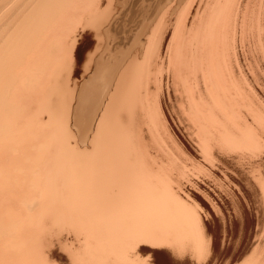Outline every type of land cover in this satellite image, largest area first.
I'll list each match as a JSON object with an SVG mask.
<instances>
[{"label":"bare ground","instance_id":"bare-ground-1","mask_svg":"<svg viewBox=\"0 0 264 264\" xmlns=\"http://www.w3.org/2000/svg\"><path fill=\"white\" fill-rule=\"evenodd\" d=\"M127 1L0 0V264H264V0L173 1L110 85Z\"/></svg>","mask_w":264,"mask_h":264},{"label":"rangeland","instance_id":"rangeland-1","mask_svg":"<svg viewBox=\"0 0 264 264\" xmlns=\"http://www.w3.org/2000/svg\"><path fill=\"white\" fill-rule=\"evenodd\" d=\"M166 1H168V0H128L127 1V4L124 8L122 15L119 16L120 19L113 26V28L110 32V35H109L108 40H107V47L104 51L102 64L100 66L103 69L110 68L111 69L109 71L110 73H112V71L114 70V77L112 78L110 85L111 84L113 85V83L115 82V65H116L115 63H120L123 59H124L123 62H125L127 60V58H125V57H127V56L130 57V55L132 53L131 52V46L133 45L134 41L137 40V38L139 36H144L145 38H151L152 33L157 28L159 21L163 17L164 12H166L169 5L172 4L173 1L178 2V4L175 3L176 4L175 9L176 10L173 13H170L169 15H167V17H164V20H165L164 22L172 21L173 23H176L177 20H179L180 18L187 15V12L190 11L189 8H190L191 4H192V9H193L198 5V2H199V0H172L170 3L166 4ZM256 3H257V0H249L248 1V15H249V17H252L253 13L255 11H257ZM257 59L259 61L263 60V57L261 56V54L258 55ZM181 85H182V83H181ZM105 88H106V82H102V81H100V79H96V80H91L89 83V86L84 90L83 101L81 102V105H80L81 106L80 114H83L86 116V118H85L86 121L85 122L81 121V123H80L81 127L90 128V126L92 125L94 120L88 121L89 119L87 117V114H91V115L93 114L94 108L97 107L98 101H100V102L103 101V106H104V103H106L107 97L109 96L110 93L106 96L107 93L105 91ZM104 93H105L106 97H104ZM91 115H90V117H91ZM232 165L230 167V170H232L231 173L233 172V169H234ZM230 170L228 171V175H227L228 179H225L224 177H222L221 174L220 175L217 174V176H218L217 179L220 182V186H222L221 183L223 182V185L225 184L224 187L226 186L225 189L229 188L230 190H234L236 193H238V190L236 188L237 186H235V185H238V184L244 185V183H243L244 181H242L243 180L242 178H240L238 180V177H240V176H236V174L234 172L232 173V176H231ZM229 174L231 177H229ZM229 180H231V181H229ZM234 180H236V181H234ZM226 181H228L229 183ZM237 181H238V183H237ZM230 182H232V183H230ZM226 184L229 187H227ZM233 184H235V185H233ZM232 186L235 187L236 189H234ZM211 195L214 198H216L214 196V193H211ZM220 206H221V204H220ZM247 217H249V218H247ZM216 220L218 222L216 223V226H214V228L217 231L218 235L220 236L219 238L222 240V238H223L222 236L224 235L223 234L224 228L222 227L223 225L221 224L222 222L219 220V218ZM242 220L240 219L239 221L237 220V222H236V224H237L236 228L237 229H235V230L237 231L236 232V235L238 236L237 238H240V236H242L241 238H243L244 235H247L249 233L250 224L252 225L253 229L256 228V224H257L256 220L257 219H256L255 213H252V216L248 214ZM244 220H246V221H244ZM241 226L244 230L241 228ZM246 226H248V227H246ZM238 227L240 229H238ZM217 228H218V230H217ZM219 230H221V231H219ZM239 232H241L240 236H239ZM242 232H244V233H242ZM65 234L67 235L66 232H65ZM148 246L149 245L145 246V248L147 250H149V253L152 256L149 259L150 264H154L153 262L157 257V256L155 257L154 255H152L151 251H153L155 253V255L162 254L164 256V259H161L160 257H158L160 264H167L169 262V259L172 258V254L168 248H161V249L160 248H153V250H152L151 246H149V247ZM158 249H160V250H158ZM165 251H167V252H165ZM64 255L66 256V254H64ZM152 258H153V261H152ZM190 259L193 261H191ZM187 260H189L188 262H191V263L197 262V259L194 256H188Z\"/></svg>","mask_w":264,"mask_h":264}]
</instances>
